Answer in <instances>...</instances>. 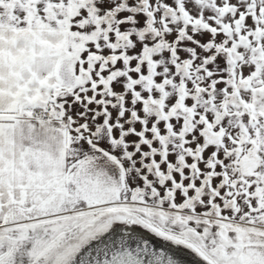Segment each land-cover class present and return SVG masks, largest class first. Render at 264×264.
Returning a JSON list of instances; mask_svg holds the SVG:
<instances>
[{
	"label": "snow or ice",
	"instance_id": "1",
	"mask_svg": "<svg viewBox=\"0 0 264 264\" xmlns=\"http://www.w3.org/2000/svg\"><path fill=\"white\" fill-rule=\"evenodd\" d=\"M0 264H264V0H0Z\"/></svg>",
	"mask_w": 264,
	"mask_h": 264
}]
</instances>
